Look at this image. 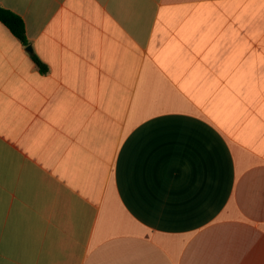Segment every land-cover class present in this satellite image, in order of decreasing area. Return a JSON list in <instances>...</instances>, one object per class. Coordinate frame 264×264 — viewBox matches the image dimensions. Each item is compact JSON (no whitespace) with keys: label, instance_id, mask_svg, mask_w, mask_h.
<instances>
[{"label":"crops","instance_id":"obj_1","mask_svg":"<svg viewBox=\"0 0 264 264\" xmlns=\"http://www.w3.org/2000/svg\"><path fill=\"white\" fill-rule=\"evenodd\" d=\"M0 5V264H264V0Z\"/></svg>","mask_w":264,"mask_h":264},{"label":"trees","instance_id":"obj_2","mask_svg":"<svg viewBox=\"0 0 264 264\" xmlns=\"http://www.w3.org/2000/svg\"><path fill=\"white\" fill-rule=\"evenodd\" d=\"M0 21L8 27L24 46L30 45V41L26 35V25L20 15L0 5ZM32 55L40 71L46 73L48 71L47 66L35 54Z\"/></svg>","mask_w":264,"mask_h":264},{"label":"water","instance_id":"obj_3","mask_svg":"<svg viewBox=\"0 0 264 264\" xmlns=\"http://www.w3.org/2000/svg\"><path fill=\"white\" fill-rule=\"evenodd\" d=\"M27 50L31 52V51H32V46L29 45V46L27 47Z\"/></svg>","mask_w":264,"mask_h":264}]
</instances>
